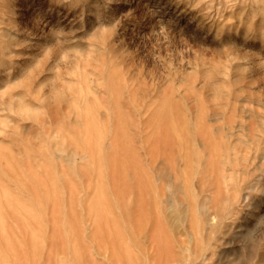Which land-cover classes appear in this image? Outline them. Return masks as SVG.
Wrapping results in <instances>:
<instances>
[{
  "label": "rangeland",
  "instance_id": "obj_1",
  "mask_svg": "<svg viewBox=\"0 0 264 264\" xmlns=\"http://www.w3.org/2000/svg\"><path fill=\"white\" fill-rule=\"evenodd\" d=\"M0 264H264V0H0Z\"/></svg>",
  "mask_w": 264,
  "mask_h": 264
},
{
  "label": "bare ground",
  "instance_id": "obj_2",
  "mask_svg": "<svg viewBox=\"0 0 264 264\" xmlns=\"http://www.w3.org/2000/svg\"><path fill=\"white\" fill-rule=\"evenodd\" d=\"M210 178V177H209ZM186 214V213H185ZM185 218V217H184ZM183 219V218H182ZM195 237V236H194ZM197 254V253H196Z\"/></svg>",
  "mask_w": 264,
  "mask_h": 264
}]
</instances>
